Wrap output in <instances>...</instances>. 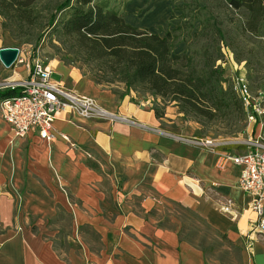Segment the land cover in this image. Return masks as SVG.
Here are the masks:
<instances>
[{
  "label": "crops",
  "instance_id": "obj_1",
  "mask_svg": "<svg viewBox=\"0 0 264 264\" xmlns=\"http://www.w3.org/2000/svg\"><path fill=\"white\" fill-rule=\"evenodd\" d=\"M5 46L17 44L0 27ZM49 66L54 81L148 127L66 109L51 140L37 129L19 137L0 110V264H231L181 238L184 213L225 234L242 264H264L240 167L218 169L214 150L175 136L193 137L197 122L185 123L173 104L158 116L153 95L98 84L77 65L55 59ZM225 66L237 68L235 61ZM30 77L26 63L6 67L0 59V99L5 89L19 94ZM258 124L252 141L263 132ZM249 142L219 150L244 153L253 149ZM227 200L231 210L224 209Z\"/></svg>",
  "mask_w": 264,
  "mask_h": 264
},
{
  "label": "trees",
  "instance_id": "obj_2",
  "mask_svg": "<svg viewBox=\"0 0 264 264\" xmlns=\"http://www.w3.org/2000/svg\"><path fill=\"white\" fill-rule=\"evenodd\" d=\"M207 6L179 5L180 21L162 36L126 20L109 0H0V27L35 47L51 33L69 46L64 54L69 64L79 66L96 83L119 82L126 92L174 102L198 123L201 135L233 136L244 131L247 111L224 62L232 51L252 87L264 86V0H223L218 13ZM195 20L199 26L194 30ZM182 42L188 49L174 54ZM14 94L16 89H5L1 97ZM155 111L163 114L159 107ZM215 233L230 243L225 234ZM180 236L205 247L206 238L193 230H182Z\"/></svg>",
  "mask_w": 264,
  "mask_h": 264
},
{
  "label": "built area",
  "instance_id": "obj_3",
  "mask_svg": "<svg viewBox=\"0 0 264 264\" xmlns=\"http://www.w3.org/2000/svg\"><path fill=\"white\" fill-rule=\"evenodd\" d=\"M19 49L16 61L26 63V59L20 55L22 50ZM27 64L31 70V77L29 80L21 82L22 91L19 94L0 99L1 114L11 125L15 136L25 137L29 131L37 129L42 138L51 140L53 122L57 114L66 109L76 110L84 117L121 119L143 128L148 127L144 123L107 111L93 98L71 93L52 79V69L49 65L44 64L40 58L33 57L31 63L28 62ZM232 84L238 96L243 100L245 107L250 110V120L254 122H257L258 119L262 120L264 118L263 100H260L261 95L257 97L253 95L246 77L233 76ZM263 139L262 132L258 138L249 142L253 149L240 154L219 150L221 143L209 137L199 139L185 137L183 140L196 146L212 148L218 155L216 164L220 169L225 168L228 164L241 168L239 186L249 196L250 208L257 214L254 229L262 233L264 240ZM231 207L232 200H227L224 209L231 210Z\"/></svg>",
  "mask_w": 264,
  "mask_h": 264
},
{
  "label": "rangeland",
  "instance_id": "obj_4",
  "mask_svg": "<svg viewBox=\"0 0 264 264\" xmlns=\"http://www.w3.org/2000/svg\"><path fill=\"white\" fill-rule=\"evenodd\" d=\"M221 1L223 0H109L111 7H114L124 13L126 20L133 23L134 25L147 27L151 32L159 31L162 36L165 35L167 31L169 30L172 31L174 26L180 21L181 11L178 9L179 5L186 3L189 6H197L199 8H202L206 5V3H208L209 4V6H207L208 10L211 8L213 12L218 13L220 11L219 4ZM205 10L206 9H204L203 12H205ZM173 15L174 17H172ZM237 16L238 14H236V17ZM198 23L199 21L197 20L194 21V30L196 29V27L199 26ZM6 33L10 37L11 42L17 44V47H20L21 49L24 48L25 50L29 51L30 55H33V56L35 55L36 58H40L46 65H49L50 62L55 59L62 60L66 64H69V59L64 58V54L68 50L69 46L67 45L68 48L65 47L63 43L59 41L58 37L52 36L51 33H47L44 36L42 42L37 47H35L33 42H23L25 40L20 41L22 39H26L25 37L15 38L10 33L8 32ZM183 44L185 43L183 42ZM183 44H179L175 47L174 54L181 53L184 50L188 49L187 45L185 46ZM69 50H73V49H69ZM25 59H26V65H28L27 64L28 62L31 63L32 61L31 58H28V59L25 58ZM225 60L226 62H224V65L225 64L228 65L229 63H232L233 61L236 62L237 68L234 69L233 71L234 73H232V78L233 76H236V75H241V76L246 77L253 95L255 97H257L258 95H261L260 100L261 101L263 100L262 103L264 105V86L258 89L254 86L252 87V84H251L252 82L249 81L248 79L246 68L244 67V65L242 64L240 65L239 63H237L232 51L228 52ZM78 63L84 67V64H82L81 62H78ZM84 70L88 72L89 74H92L87 67H84ZM116 85L120 86L124 84L117 82ZM143 94H149V93L143 92ZM153 98L155 99V104H154L156 105L155 107L161 108L163 110V113L165 112L166 107L176 105L174 102H170L169 100L164 101V99L160 97H155L154 95H153ZM245 109L247 111V121H246L247 124L244 126V131L236 135H233V136L218 135L217 136L216 133L214 132L207 133L206 135H201L199 134L198 128H197L196 131L194 132L193 137L192 136L190 137V136H187L186 134L178 133V132H175V136L181 138L182 140L185 137L186 138L195 137L197 139L209 137L211 139L218 141L221 144H224V143L231 144V142H238V143H234L237 145H233V144L232 145L245 147L247 146V142L252 141L251 138L252 139L254 138L253 133L256 132V129H257L256 127H259L258 122H254L250 120L249 118L250 110L247 107H245ZM183 120L185 121V123L194 121L190 117L185 116L184 114H183ZM259 121H260L259 123H264V118H262V120H259ZM187 125L190 126L189 124ZM215 136L216 138H214ZM223 152H226V151L223 150ZM216 161H217V158H216ZM230 165L232 164H228L226 167ZM184 214L186 216L187 230H193L195 233L198 234L199 237L206 238V240L203 242V245L206 248H208V251H209L208 253L210 256L216 257V259L218 258L220 259L221 257L225 255L226 256V260H224L225 263L227 262L231 264H242L239 251L234 249V247H231L226 241H223L218 234L211 231L210 227L207 226L208 224L205 220L198 219L197 217L194 218L188 213H184Z\"/></svg>",
  "mask_w": 264,
  "mask_h": 264
},
{
  "label": "water",
  "instance_id": "obj_5",
  "mask_svg": "<svg viewBox=\"0 0 264 264\" xmlns=\"http://www.w3.org/2000/svg\"><path fill=\"white\" fill-rule=\"evenodd\" d=\"M19 47L5 46L0 48V59L6 67H11L17 60Z\"/></svg>",
  "mask_w": 264,
  "mask_h": 264
},
{
  "label": "bare ground",
  "instance_id": "obj_6",
  "mask_svg": "<svg viewBox=\"0 0 264 264\" xmlns=\"http://www.w3.org/2000/svg\"><path fill=\"white\" fill-rule=\"evenodd\" d=\"M22 53V52H21ZM63 86V85H62ZM65 87V86H64ZM66 88V87H65ZM67 89V88H66ZM68 91H70L71 93H73V94H76L75 92H73V91H71V90H69V89H67ZM76 95H79V94H76ZM79 96H82V95H79ZM86 97H89V96H86ZM90 98H93V99H95L94 97H90ZM96 100V99H95ZM97 101V100H96ZM98 102V101H97ZM98 104H99V102H98ZM100 105V104H99ZM101 106V105H100ZM102 107V106H101ZM103 108V107H102ZM73 110V109H72ZM93 117H96V116H93Z\"/></svg>",
  "mask_w": 264,
  "mask_h": 264
}]
</instances>
